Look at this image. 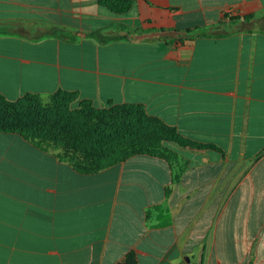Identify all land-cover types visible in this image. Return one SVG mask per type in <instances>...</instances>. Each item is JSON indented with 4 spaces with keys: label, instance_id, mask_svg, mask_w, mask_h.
<instances>
[{
    "label": "crops",
    "instance_id": "1",
    "mask_svg": "<svg viewBox=\"0 0 264 264\" xmlns=\"http://www.w3.org/2000/svg\"><path fill=\"white\" fill-rule=\"evenodd\" d=\"M60 89L189 143L82 174L0 132V264H264V0H0V93Z\"/></svg>",
    "mask_w": 264,
    "mask_h": 264
},
{
    "label": "trees",
    "instance_id": "2",
    "mask_svg": "<svg viewBox=\"0 0 264 264\" xmlns=\"http://www.w3.org/2000/svg\"><path fill=\"white\" fill-rule=\"evenodd\" d=\"M134 1L99 0V3L122 15L130 11ZM244 18L249 21L251 16ZM90 35L98 37L101 33ZM78 97L77 92L62 89L53 93L48 102L34 93L17 100H9L0 93V132L19 134L82 174L98 172L138 154L168 159L159 150H166L162 142L189 143L176 128L148 115L138 104L110 102L97 107L82 99L76 106ZM123 112L126 114L121 116ZM123 264H138L136 254L130 252Z\"/></svg>",
    "mask_w": 264,
    "mask_h": 264
},
{
    "label": "rangeland",
    "instance_id": "3",
    "mask_svg": "<svg viewBox=\"0 0 264 264\" xmlns=\"http://www.w3.org/2000/svg\"><path fill=\"white\" fill-rule=\"evenodd\" d=\"M75 105L77 106L78 105V103L77 102H75ZM74 106V105H73ZM102 107H104V106H102ZM126 113L125 112H123L122 114H121V116H124ZM166 142H172V141H165V142H162V146L164 147V148H166V150H162V149H159L160 150V152L161 153H163L165 156H167L169 159L172 157V155H171V151H170V149L165 145V143ZM159 150H157V151H159ZM162 150V151H161ZM55 152H58V150H54Z\"/></svg>",
    "mask_w": 264,
    "mask_h": 264
}]
</instances>
